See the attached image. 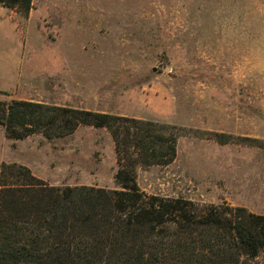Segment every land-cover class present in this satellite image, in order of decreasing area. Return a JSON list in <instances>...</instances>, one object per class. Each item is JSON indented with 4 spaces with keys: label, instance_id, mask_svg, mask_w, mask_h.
I'll return each mask as SVG.
<instances>
[{
    "label": "rangeland",
    "instance_id": "obj_1",
    "mask_svg": "<svg viewBox=\"0 0 264 264\" xmlns=\"http://www.w3.org/2000/svg\"><path fill=\"white\" fill-rule=\"evenodd\" d=\"M41 33L72 40L57 52L72 63L57 69L64 91H39L21 62L26 39ZM11 50L15 62L6 60ZM25 98L173 126L177 157L137 168L141 190L192 201L198 212L264 213V0H32L28 13L0 6V101ZM3 164L53 186L118 188L115 145L102 128L14 140L0 125ZM246 264H264V253Z\"/></svg>",
    "mask_w": 264,
    "mask_h": 264
},
{
    "label": "trees",
    "instance_id": "obj_2",
    "mask_svg": "<svg viewBox=\"0 0 264 264\" xmlns=\"http://www.w3.org/2000/svg\"><path fill=\"white\" fill-rule=\"evenodd\" d=\"M28 13L32 0H0ZM9 139L65 138L106 129L115 145L118 188L53 186L22 165L0 170V264H246L264 253V213L150 195L139 167L177 157L173 126L27 100L0 101Z\"/></svg>",
    "mask_w": 264,
    "mask_h": 264
},
{
    "label": "crops",
    "instance_id": "obj_3",
    "mask_svg": "<svg viewBox=\"0 0 264 264\" xmlns=\"http://www.w3.org/2000/svg\"><path fill=\"white\" fill-rule=\"evenodd\" d=\"M47 42L45 34L41 33V36L37 38L36 41L30 38L26 39V43L21 49V62L26 67V72L32 77H38L37 86H39V91H44L49 94V92L57 93L59 91H64L62 87L63 83L58 79V68L71 67L72 63L70 60L58 59L57 52L62 49V44L65 46L66 51L71 50L72 40L69 38H48ZM16 50H11L7 54V61H17L18 55H14ZM18 51V50H17ZM68 75V72H67ZM61 82V83H60ZM34 85V83H29ZM62 84V85H61ZM65 85H70L66 82ZM23 100H31L30 98H25ZM48 105L55 106H66L57 103L49 102H38Z\"/></svg>",
    "mask_w": 264,
    "mask_h": 264
}]
</instances>
